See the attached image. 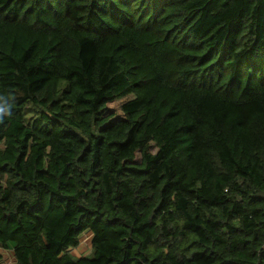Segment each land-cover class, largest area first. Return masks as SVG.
I'll list each match as a JSON object with an SVG mask.
<instances>
[{
    "label": "trees",
    "instance_id": "obj_1",
    "mask_svg": "<svg viewBox=\"0 0 264 264\" xmlns=\"http://www.w3.org/2000/svg\"><path fill=\"white\" fill-rule=\"evenodd\" d=\"M0 97V264H264V0H0Z\"/></svg>",
    "mask_w": 264,
    "mask_h": 264
},
{
    "label": "rangeland",
    "instance_id": "obj_2",
    "mask_svg": "<svg viewBox=\"0 0 264 264\" xmlns=\"http://www.w3.org/2000/svg\"><path fill=\"white\" fill-rule=\"evenodd\" d=\"M90 252V233H85L79 240V245L75 248L70 250V254L74 257H83L87 256ZM3 260L4 262H9L12 257L11 253H3Z\"/></svg>",
    "mask_w": 264,
    "mask_h": 264
},
{
    "label": "clouds",
    "instance_id": "obj_3",
    "mask_svg": "<svg viewBox=\"0 0 264 264\" xmlns=\"http://www.w3.org/2000/svg\"><path fill=\"white\" fill-rule=\"evenodd\" d=\"M3 98V97H0ZM10 105L0 103V120H2L6 115H11L9 111Z\"/></svg>",
    "mask_w": 264,
    "mask_h": 264
}]
</instances>
